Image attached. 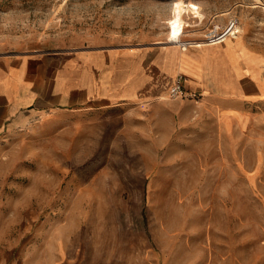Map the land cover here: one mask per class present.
<instances>
[{"label":"rangeland","instance_id":"rangeland-1","mask_svg":"<svg viewBox=\"0 0 264 264\" xmlns=\"http://www.w3.org/2000/svg\"><path fill=\"white\" fill-rule=\"evenodd\" d=\"M235 40L264 74V0H0V54ZM153 117L1 135L0 264H264V105Z\"/></svg>","mask_w":264,"mask_h":264},{"label":"crops","instance_id":"crops-1","mask_svg":"<svg viewBox=\"0 0 264 264\" xmlns=\"http://www.w3.org/2000/svg\"><path fill=\"white\" fill-rule=\"evenodd\" d=\"M259 63L241 55L236 40L200 49L108 46L0 54V136L49 116L52 129L58 122L75 129L119 120V132L134 140L163 105H213L228 122L234 115L245 120V105H264ZM179 74L187 77L186 95L172 98Z\"/></svg>","mask_w":264,"mask_h":264},{"label":"built area","instance_id":"built-area-1","mask_svg":"<svg viewBox=\"0 0 264 264\" xmlns=\"http://www.w3.org/2000/svg\"><path fill=\"white\" fill-rule=\"evenodd\" d=\"M236 24L237 22L235 20L231 21V26H232V29L230 30L231 34H234L235 32H237L236 29L235 30L233 29ZM185 82H186V76L184 74H179L175 78L171 91H170V96L172 98H180L186 95Z\"/></svg>","mask_w":264,"mask_h":264},{"label":"bare ground","instance_id":"bare-ground-1","mask_svg":"<svg viewBox=\"0 0 264 264\" xmlns=\"http://www.w3.org/2000/svg\"><path fill=\"white\" fill-rule=\"evenodd\" d=\"M234 30L236 29L238 32L240 31V28H239V25L238 24H236L235 26H234V28H233ZM243 32V31H242ZM234 35H236V34H234ZM234 35H232L230 32L229 33H227L224 37H222V38H217V39H213V40H211V41H209V42H204V41H191V42H193L194 44V46H201V45H203V44H217V43H221L223 40H225L228 36H234ZM239 40H241V39H239ZM190 44V43H189ZM243 44V43H242ZM238 45V44H237ZM240 46V45H239ZM238 46V47H239ZM242 47V46H241ZM243 48V47H242ZM244 50H245V48H244ZM251 51V50H250ZM247 53V52H246ZM233 67V66H232Z\"/></svg>","mask_w":264,"mask_h":264}]
</instances>
